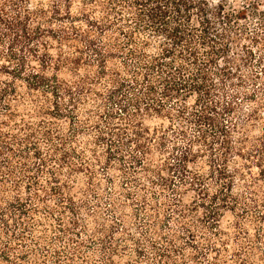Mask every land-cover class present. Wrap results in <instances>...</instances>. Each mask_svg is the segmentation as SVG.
I'll return each mask as SVG.
<instances>
[{
	"label": "trees",
	"instance_id": "obj_1",
	"mask_svg": "<svg viewBox=\"0 0 264 264\" xmlns=\"http://www.w3.org/2000/svg\"><path fill=\"white\" fill-rule=\"evenodd\" d=\"M0 264H264V0H0Z\"/></svg>",
	"mask_w": 264,
	"mask_h": 264
}]
</instances>
